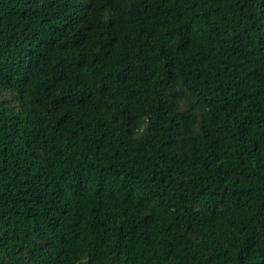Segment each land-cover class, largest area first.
Instances as JSON below:
<instances>
[{
	"label": "trees",
	"instance_id": "16d2710c",
	"mask_svg": "<svg viewBox=\"0 0 264 264\" xmlns=\"http://www.w3.org/2000/svg\"><path fill=\"white\" fill-rule=\"evenodd\" d=\"M0 264H264V0H0Z\"/></svg>",
	"mask_w": 264,
	"mask_h": 264
}]
</instances>
